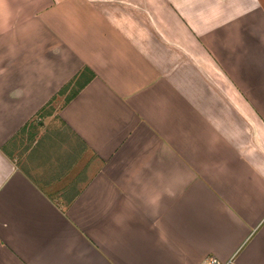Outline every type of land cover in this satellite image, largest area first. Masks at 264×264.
Instances as JSON below:
<instances>
[{"label":"crops","instance_id":"obj_1","mask_svg":"<svg viewBox=\"0 0 264 264\" xmlns=\"http://www.w3.org/2000/svg\"><path fill=\"white\" fill-rule=\"evenodd\" d=\"M0 264H264L262 0H0Z\"/></svg>","mask_w":264,"mask_h":264},{"label":"rangeland","instance_id":"obj_2","mask_svg":"<svg viewBox=\"0 0 264 264\" xmlns=\"http://www.w3.org/2000/svg\"><path fill=\"white\" fill-rule=\"evenodd\" d=\"M262 1L264 3V0H262ZM66 95H69V92ZM66 95H65V97L59 96L57 98V100L52 103V106L47 109L46 113H53V112L56 113L57 111H59L61 106H63ZM41 122L46 123L44 125V129H42V127H40ZM30 125H31L30 126V133L26 134L24 141H22V138H20V140H19V136L22 137L23 133H21L18 137H16L14 139L15 143H17L18 140L22 141L21 143H18L19 146L17 147V151L13 153L14 154L13 156L16 159V163H22L23 164L24 160H23V158L21 159V157L23 156V153L26 154V149L29 150L30 148L33 147L32 146L34 144L33 140L36 137H38L40 133H45L46 131H53L54 129H57L59 127L58 121H55V119H52V118L48 119V114L43 115V116L37 115V117L34 118V121H32V123ZM30 142H31V144H30ZM84 164L87 165V163H85V161H81V163H79V165L76 167V169H78V168L83 169Z\"/></svg>","mask_w":264,"mask_h":264},{"label":"trees","instance_id":"obj_3","mask_svg":"<svg viewBox=\"0 0 264 264\" xmlns=\"http://www.w3.org/2000/svg\"><path fill=\"white\" fill-rule=\"evenodd\" d=\"M93 79L94 73L88 68H84L72 82L67 84L60 91V96H65L69 92V95H66L64 103L67 104L73 100L78 95V93L83 90ZM52 103L53 102H50L38 115H52V113H46L47 109L52 106Z\"/></svg>","mask_w":264,"mask_h":264},{"label":"built area","instance_id":"obj_4","mask_svg":"<svg viewBox=\"0 0 264 264\" xmlns=\"http://www.w3.org/2000/svg\"><path fill=\"white\" fill-rule=\"evenodd\" d=\"M214 263L216 262V261H213Z\"/></svg>","mask_w":264,"mask_h":264}]
</instances>
